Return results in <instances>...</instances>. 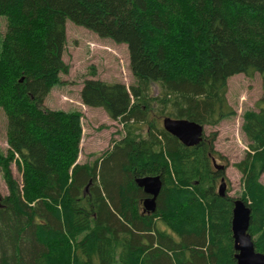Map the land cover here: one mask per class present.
Instances as JSON below:
<instances>
[{
  "label": "trees",
  "instance_id": "obj_1",
  "mask_svg": "<svg viewBox=\"0 0 264 264\" xmlns=\"http://www.w3.org/2000/svg\"><path fill=\"white\" fill-rule=\"evenodd\" d=\"M0 17L8 146L0 171L9 193L0 199V264H235L236 201L250 210L248 234L264 255V0H0ZM67 20L125 45L133 78L129 87L83 83V105L124 131L91 163L76 164L80 114L43 107L67 72ZM238 74H258L262 94L258 111L242 117L247 151L235 167L243 196L233 199L212 164L214 135L184 147L162 121L203 127L231 118L227 80ZM142 176L162 183L150 214L137 206Z\"/></svg>",
  "mask_w": 264,
  "mask_h": 264
},
{
  "label": "rangeland",
  "instance_id": "obj_2",
  "mask_svg": "<svg viewBox=\"0 0 264 264\" xmlns=\"http://www.w3.org/2000/svg\"><path fill=\"white\" fill-rule=\"evenodd\" d=\"M6 21L0 17V45L4 36ZM65 44L62 61L67 66L66 74H59L57 84L51 87L43 107L52 111L78 112L82 135L78 147L76 164L93 162L110 146L124 137L122 124L111 120L99 109L87 108L80 98V91L85 80H100L106 83H120L129 87L133 78L128 67V53L125 45L114 44L98 38L85 28L76 26L71 21L65 23ZM262 81L258 74L246 77L238 74L227 80L226 99L234 111V116L224 119L216 126H204L202 138L214 135L213 156L216 163L224 168L223 176L227 184V196L239 199L243 196L241 173L235 167L245 157L247 141L241 131L242 117L245 112H257V103L261 98ZM154 87L152 96H156ZM7 119L0 109V153L5 155L8 149L6 138ZM142 136L147 127L142 125ZM13 178L22 184V174L15 163L10 165ZM212 171H215L211 167ZM264 186V172L259 177ZM217 190V188H216ZM8 190L0 171V199L8 196ZM82 194H87L84 189ZM142 213V205H137Z\"/></svg>",
  "mask_w": 264,
  "mask_h": 264
},
{
  "label": "water",
  "instance_id": "obj_3",
  "mask_svg": "<svg viewBox=\"0 0 264 264\" xmlns=\"http://www.w3.org/2000/svg\"><path fill=\"white\" fill-rule=\"evenodd\" d=\"M162 127L165 132L175 137L184 147L196 146L201 142L203 127L184 120L164 119ZM216 169H222L215 162ZM135 185L148 197L143 200L144 211L152 213L155 211L156 198L161 189L159 176L138 177L134 179ZM225 190L224 181L218 187V195L223 196ZM250 210L240 201L234 202L230 232L233 241L235 264H264V255L257 253L254 249L252 238L248 234Z\"/></svg>",
  "mask_w": 264,
  "mask_h": 264
}]
</instances>
